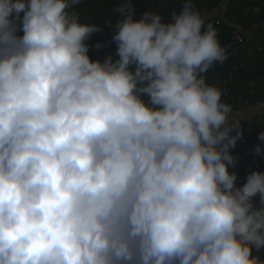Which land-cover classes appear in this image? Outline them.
Instances as JSON below:
<instances>
[{"label": "clouds", "instance_id": "1", "mask_svg": "<svg viewBox=\"0 0 264 264\" xmlns=\"http://www.w3.org/2000/svg\"><path fill=\"white\" fill-rule=\"evenodd\" d=\"M80 3L0 0V264H264V172L230 171L214 23L120 0L117 58L93 60Z\"/></svg>", "mask_w": 264, "mask_h": 264}, {"label": "built area", "instance_id": "2", "mask_svg": "<svg viewBox=\"0 0 264 264\" xmlns=\"http://www.w3.org/2000/svg\"><path fill=\"white\" fill-rule=\"evenodd\" d=\"M235 1L237 4L231 9V17L236 21V27L232 30L231 41L223 45L228 51L235 50L238 75L226 74L224 70H209L207 73L208 81L224 90L222 99L232 104L234 112L252 107L255 103L251 99L264 95V0ZM222 21L218 17L213 23L220 24ZM247 119L248 126H243L247 136L240 138L236 144L242 157L255 164L254 168L247 170L246 176L261 170L262 166L253 156L257 155L255 148L258 144L264 146V141L259 140V133L264 131V118L250 115Z\"/></svg>", "mask_w": 264, "mask_h": 264}, {"label": "trees", "instance_id": "3", "mask_svg": "<svg viewBox=\"0 0 264 264\" xmlns=\"http://www.w3.org/2000/svg\"><path fill=\"white\" fill-rule=\"evenodd\" d=\"M119 2L120 0H81L77 9V11L81 14V18L90 19V23H96L102 28L101 32L93 34L87 41L90 46L89 55L93 60H103L109 54L113 55V59L117 58V45L113 40L116 27L112 24H116L120 19V14L113 12L114 7ZM184 2L185 0H134L137 8V15L141 14L145 10H153L161 13L165 20H170L171 12L173 10L178 11ZM223 2L224 0H194L197 7L211 22H215L218 17L223 19L222 23L214 24L218 30L222 45L231 41L232 30L236 27V21L234 22L231 17V9L237 4L235 0H227L225 6L224 4L222 6ZM220 7H224V10L221 13L218 12ZM20 34L22 35L23 33L20 32ZM97 43H100L102 46L97 48ZM228 52L230 53L229 59L225 61L224 64H217L214 69L210 70H224L226 74L233 73V75H238V62L234 59L235 50H230ZM251 102L255 104H264V95L254 96L251 99ZM237 110L239 111V109ZM249 110H251V107ZM255 116H262L264 118V112L256 115L254 114V117ZM241 120L243 126L246 128L248 126V119L241 118ZM246 132L247 131L244 130V134L241 138L247 136ZM231 151L234 155L238 156L236 172L238 174V183L242 186L246 182L247 170L254 168L255 164L248 162V159L242 157L241 151L237 149L236 146L233 147ZM253 158L256 159V161H258L262 166L260 171L264 172V151H261V153L257 154L255 157L253 156Z\"/></svg>", "mask_w": 264, "mask_h": 264}, {"label": "crops", "instance_id": "4", "mask_svg": "<svg viewBox=\"0 0 264 264\" xmlns=\"http://www.w3.org/2000/svg\"><path fill=\"white\" fill-rule=\"evenodd\" d=\"M255 105H257V106H255ZM259 105H262V104H254L253 106H254L255 109H256V108L258 109V106H259ZM251 108H252V107H251ZM240 111H241V110H239V111H237V112H234L233 114H234L236 117H238V118H247V117H249L250 115H254V113H255V112H250L249 109H245L244 111H241V114L239 115ZM258 111H260L261 113H263V112H264V109H259ZM237 164H238V159H237L236 164H235L234 167H231V166H230V171H235V172H236ZM237 184L240 185V184L238 183V180H237ZM240 186H241V185H240Z\"/></svg>", "mask_w": 264, "mask_h": 264}, {"label": "rangeland", "instance_id": "5", "mask_svg": "<svg viewBox=\"0 0 264 264\" xmlns=\"http://www.w3.org/2000/svg\"><path fill=\"white\" fill-rule=\"evenodd\" d=\"M227 3V0H224V2L222 3V6H223V4H224V6H225V4ZM224 10V7L222 8V7H220L219 9H218V12H222ZM255 106H257V105H255ZM249 109V108H248ZM257 109V108H256ZM255 108H254V106H252V108H251V110H250V112H255L254 114H258V113H261L260 111H254V110H256ZM238 111V110H237ZM237 111H235V112H237ZM234 113V112H233ZM241 114V113H240Z\"/></svg>", "mask_w": 264, "mask_h": 264}, {"label": "water", "instance_id": "6", "mask_svg": "<svg viewBox=\"0 0 264 264\" xmlns=\"http://www.w3.org/2000/svg\"><path fill=\"white\" fill-rule=\"evenodd\" d=\"M113 26H115L116 24H112Z\"/></svg>", "mask_w": 264, "mask_h": 264}]
</instances>
